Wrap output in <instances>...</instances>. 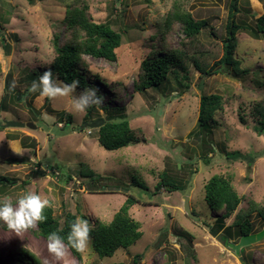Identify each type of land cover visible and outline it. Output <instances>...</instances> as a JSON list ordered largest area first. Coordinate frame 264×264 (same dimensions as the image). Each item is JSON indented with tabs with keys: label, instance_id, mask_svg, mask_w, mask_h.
I'll return each mask as SVG.
<instances>
[{
	"label": "rangeland",
	"instance_id": "obj_1",
	"mask_svg": "<svg viewBox=\"0 0 264 264\" xmlns=\"http://www.w3.org/2000/svg\"><path fill=\"white\" fill-rule=\"evenodd\" d=\"M175 1L208 23L195 47L187 45L188 65L180 78L170 73L168 82L138 90L145 56L155 49L180 47L184 39L181 24L175 25L165 42L152 37ZM85 3L96 22L110 23L123 38L117 61L86 56L90 66L87 88L95 89L102 103L81 113L72 108V101L83 88L53 99L39 97V92L31 93L28 88L50 68L56 55L54 37L58 35L61 44L68 40L63 23L67 9ZM231 3L0 0V119L33 121L38 126H0V197L15 200L31 190L50 201L61 222L71 211L94 226L99 221L110 222L127 197L134 196L138 202L130 213L141 222L142 237L128 248H118L113 256L100 258L90 235L89 247L82 253L85 264H133L135 257L139 264H264V237L237 253L225 243L227 233L218 227L217 214L205 199V183L211 176L229 177L242 197L238 211L253 208L254 230H264L255 210L264 208V135L254 128L252 116L253 104L264 97V33L252 34L256 18L264 14V0H239L237 20L245 29L237 34L235 56L247 72L219 64L207 74L196 64L210 69L222 58ZM7 79L12 92L6 87ZM203 93H217L224 99L212 134H201L198 125ZM111 111L129 116L139 142L108 150L99 143V128L83 127L93 119H109ZM66 113L72 115L73 123H67ZM211 142L216 144L215 152H210ZM235 150L248 159L227 158L226 153ZM14 158L18 161L13 162ZM82 162L106 179L90 187L78 174ZM66 172L73 178L66 181L62 176ZM162 177L174 181L179 189L157 190ZM186 195L200 220L184 211ZM235 218L233 214L223 225L229 226ZM36 229L37 225L17 234L0 222V264H38L24 255L25 249L35 253L39 264H79L67 245L62 259L48 253L47 238ZM233 231L229 243H238L240 238Z\"/></svg>",
	"mask_w": 264,
	"mask_h": 264
},
{
	"label": "trees",
	"instance_id": "obj_2",
	"mask_svg": "<svg viewBox=\"0 0 264 264\" xmlns=\"http://www.w3.org/2000/svg\"><path fill=\"white\" fill-rule=\"evenodd\" d=\"M238 5L239 0H232L227 24V36L223 40L222 58L210 69H204L196 62L199 69L202 70L201 72L204 71L207 74L212 73L213 68L219 64L223 67L226 65L234 67L237 72L246 71L240 67V60L235 56L238 45L237 34L241 28L245 29L237 20V14L240 12V7ZM255 22L256 27L252 30V34L258 36L259 33H264V14L256 18ZM63 23L68 32V40L61 44L59 42V36L57 35V37H54L56 55L50 66L53 77H58L61 81L69 84L73 80H79L80 83L78 87L85 89L88 86L87 75L90 70L86 56L103 58L110 62L117 61V49L122 43L123 34L116 31L110 23L96 22L90 13L89 5L86 3L83 4V6L69 7L65 13ZM207 23L208 21L206 19H196L192 12L187 10L180 1H175L173 6L168 10L159 31L152 37L154 39H160L161 42H165L166 37L175 25L181 24L185 35L184 39L180 47L172 49L162 48L161 50L155 49L145 56L141 61L142 71L140 73L139 83H137L138 90L156 87L168 82L170 73L176 74L177 78H180V72L186 70L188 65L187 61L189 60V55L187 45L195 47L198 35ZM219 71H221V69ZM11 76L12 74L9 75L8 78L10 79ZM97 78L102 79L99 75H97ZM6 87L10 92L14 91L8 79ZM17 96L18 94L14 97ZM223 108L224 99L222 95L217 93H203L201 95L198 117V125L201 134L207 132L210 134L213 133L215 125L218 124L216 113L219 110H223ZM35 113L36 115L39 114L36 109ZM252 116L255 122L254 128L259 134L264 135V97L253 104ZM66 117L67 123H73L71 114L66 113ZM108 117L109 119L105 118V123L99 128L98 138L101 146L108 150H117L139 142V138L135 135V131L130 124V118L126 113L121 112L115 114L111 111ZM95 120L97 119H93V121ZM242 120L244 121L243 118ZM210 150V152L216 151V144H214V142L210 143ZM226 156L227 158H231L232 156L234 158L248 159L246 154L238 150L227 152ZM253 160L254 157L249 159L250 165ZM12 161L17 162L18 159L14 158ZM80 164L81 169L78 170V174L82 176L83 180L89 183V186L106 179L104 175L97 173L88 164L84 162ZM52 168L55 167L52 166ZM58 169L60 172L63 170L61 167H58ZM62 176H66V181L67 179L70 180L73 178V175L67 172ZM4 179H6V177H4ZM160 188H167L169 191H175L179 189V185L166 177H162L156 185L157 190H160ZM205 199L211 210L217 214L216 219L219 223L218 227L226 231L227 235L223 238L228 245L229 238H233L232 236H234L233 228L236 229V235L240 239L245 234L255 232L254 226L250 220L253 208H250L249 211H238L242 197L235 189L229 177L220 173L211 176L205 183ZM137 202L138 200L134 196L129 195L126 202L115 213L110 222L104 223L99 221L94 226H90L92 228L90 235L93 238L95 250L100 258L113 256L118 248H128L142 237L143 231L141 230V222L130 213L131 207ZM255 210L259 211V215L264 222V208H257ZM44 214L47 219L37 223L36 233L45 238H47L48 233L52 231H57L62 236H66L67 232L70 230V224L77 216L76 213L67 211L63 222H61L55 215V210L51 204L45 209ZM233 214L236 215L234 222L229 226L223 225V222ZM70 250L77 258L79 264H85L83 262L82 253L72 248H70ZM24 255H29L39 264V259L35 253L25 249ZM114 264L127 263L116 262ZM133 264H139L138 257L134 258Z\"/></svg>",
	"mask_w": 264,
	"mask_h": 264
},
{
	"label": "clouds",
	"instance_id": "obj_3",
	"mask_svg": "<svg viewBox=\"0 0 264 264\" xmlns=\"http://www.w3.org/2000/svg\"><path fill=\"white\" fill-rule=\"evenodd\" d=\"M79 80H73L70 84L58 82L53 77L51 68L45 70L34 80L28 88L31 93L39 92V97L53 99L58 96H67L78 86ZM15 85H13L14 87ZM102 103L93 88H85L79 96L73 98L72 108L77 112H85L93 104ZM45 119L47 115L45 114ZM50 206V201L37 192L26 190L15 200L9 196L0 197V222L7 229L19 234L28 229H35L38 222L47 219L45 209ZM92 228L87 219L76 216L70 224V230L66 236L57 231L47 235V251L58 259H62L68 247L79 253H84L90 243Z\"/></svg>",
	"mask_w": 264,
	"mask_h": 264
},
{
	"label": "water",
	"instance_id": "obj_4",
	"mask_svg": "<svg viewBox=\"0 0 264 264\" xmlns=\"http://www.w3.org/2000/svg\"><path fill=\"white\" fill-rule=\"evenodd\" d=\"M20 98V95L19 97ZM105 123V119L100 118L93 122H85L83 127L88 128H100ZM0 126H6V127H30L32 129L38 128L37 124L33 121H17V120H6V119H0ZM185 203H184V211L193 219L196 221L200 220V216L195 214L192 211L191 204H190V196L186 195L185 197ZM264 237V230L260 232H254L250 234H245L241 237L240 241L238 243L230 242V247L234 248L237 253H239L240 249L244 246L254 244L261 240Z\"/></svg>",
	"mask_w": 264,
	"mask_h": 264
},
{
	"label": "crops",
	"instance_id": "obj_5",
	"mask_svg": "<svg viewBox=\"0 0 264 264\" xmlns=\"http://www.w3.org/2000/svg\"><path fill=\"white\" fill-rule=\"evenodd\" d=\"M133 206H134V205H133ZM133 206H132V207H133Z\"/></svg>",
	"mask_w": 264,
	"mask_h": 264
}]
</instances>
